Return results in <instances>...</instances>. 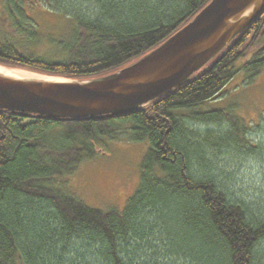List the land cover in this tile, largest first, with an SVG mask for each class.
Returning <instances> with one entry per match:
<instances>
[{
  "label": "trees",
  "instance_id": "16d2710c",
  "mask_svg": "<svg viewBox=\"0 0 264 264\" xmlns=\"http://www.w3.org/2000/svg\"><path fill=\"white\" fill-rule=\"evenodd\" d=\"M37 1L68 19L65 34L58 24L61 33L47 35L49 52H30L24 45L43 36L17 17L20 1L6 0L9 25L22 39H0V64L87 78L149 51L209 0ZM263 68L264 7L186 83L141 110L73 121L0 111V264H142L147 246L155 252L147 264H264V211L231 190L219 161L223 147L244 146L246 121L231 109L194 110L239 70L251 83ZM189 122L228 127L202 132ZM107 140L148 142L122 210L88 206L58 181Z\"/></svg>",
  "mask_w": 264,
  "mask_h": 264
},
{
  "label": "water",
  "instance_id": "95a60500",
  "mask_svg": "<svg viewBox=\"0 0 264 264\" xmlns=\"http://www.w3.org/2000/svg\"><path fill=\"white\" fill-rule=\"evenodd\" d=\"M263 7L264 0H209L149 51L116 70L93 77L14 76L0 72V111L73 121L141 110L186 83L223 51Z\"/></svg>",
  "mask_w": 264,
  "mask_h": 264
},
{
  "label": "rangeland",
  "instance_id": "374dc122",
  "mask_svg": "<svg viewBox=\"0 0 264 264\" xmlns=\"http://www.w3.org/2000/svg\"><path fill=\"white\" fill-rule=\"evenodd\" d=\"M16 1H20L19 6L23 9L22 11L21 8L18 10L13 8V11L16 10L17 17L26 21L29 26L34 25L37 33L44 39L43 42L24 46L30 52L47 51L48 53L47 35L58 36L61 33L56 28L58 24H60L58 27L63 30L60 35H64V27L69 24L68 19L43 8L37 0ZM5 2L6 0H0V39L3 37H11L13 40L22 39V35L9 25L13 23V19L9 11L8 13L5 11ZM249 55L240 57L235 63L236 66L239 67L244 63ZM14 69L30 71L16 67ZM211 108L231 109L245 119L244 146L241 150L235 149L233 144L223 147L219 161L222 165H226L229 171L231 190L241 198L250 201L253 206H260L264 211V68L251 83L243 80V72L239 70L218 97L205 100L194 110L204 111ZM189 124L202 132L228 127L226 122H189ZM147 146V141L96 142L93 144V154L84 158L73 172L64 175L58 181L64 180L67 190L88 206L99 209L114 207L122 210L139 184L140 165ZM156 235L158 236V233L150 238L155 239ZM71 245L77 246L76 249L82 247L81 241L76 240H72ZM154 253L148 250V246L144 247L137 259L142 264L152 263Z\"/></svg>",
  "mask_w": 264,
  "mask_h": 264
},
{
  "label": "bare ground",
  "instance_id": "6f19581e",
  "mask_svg": "<svg viewBox=\"0 0 264 264\" xmlns=\"http://www.w3.org/2000/svg\"><path fill=\"white\" fill-rule=\"evenodd\" d=\"M0 72L5 73V74H9V75H14V76H40V77H44L41 74L35 73L33 71H22V70L4 67L1 65H0Z\"/></svg>",
  "mask_w": 264,
  "mask_h": 264
}]
</instances>
